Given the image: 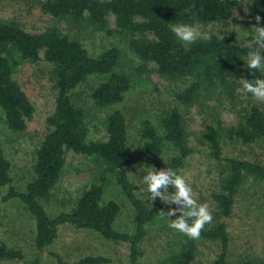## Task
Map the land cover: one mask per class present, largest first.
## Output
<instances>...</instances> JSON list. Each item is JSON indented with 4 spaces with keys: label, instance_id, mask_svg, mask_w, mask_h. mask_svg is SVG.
<instances>
[{
    "label": "trees",
    "instance_id": "1",
    "mask_svg": "<svg viewBox=\"0 0 264 264\" xmlns=\"http://www.w3.org/2000/svg\"><path fill=\"white\" fill-rule=\"evenodd\" d=\"M0 1L28 6L36 0ZM242 1L246 3L243 20H238L235 14L240 0H37L40 13L50 16L55 23L45 33L33 35L17 21H0V187L8 191L4 201L19 200L34 220V246L40 256L57 241L61 229L69 226L96 233L116 245L127 244L129 264H140L145 256L142 245L150 227L176 219L178 211L171 217L160 215L177 209L176 206L159 198L148 202L143 195L147 187L138 185L141 176L130 166L131 117L119 107L133 94L136 81L122 68V59L129 52L142 63L139 73L147 72L149 65L154 64L153 70L167 81H187L188 86L175 93L174 100L188 109L201 107L203 93L216 95L217 89H223L230 94L235 86L234 76L238 75L236 66L250 49L216 33L209 34L208 39L185 44L171 27L176 23L208 26L229 22L236 26L264 27V0ZM27 10L19 12L25 14ZM111 16L115 20L113 25ZM256 16L261 17L259 24ZM57 22L68 26L70 34H63ZM98 38L101 46L95 44ZM261 53L264 55V50ZM39 63L49 68L54 104L44 121L45 131L35 150L30 177L18 188L15 183L23 179L19 178L20 170L18 175L15 173L14 162L7 155L2 131L22 136L29 130L36 110L15 73L25 64ZM242 76L247 80L264 78L263 73L249 68L243 70ZM92 80L99 83L87 95L93 113L105 112L100 120L107 133L106 140L90 138L92 130L100 125H92L89 111L78 102V91ZM140 125L137 152L144 168L150 170L165 160L167 168L183 175L181 169L195 149L190 146V132L179 107L157 118V123L144 120ZM223 137L245 146L264 142V109L252 105L242 110L233 127L225 128L221 121L215 126L206 125L200 142L208 158L220 169L217 190L211 195L218 221L211 227L205 225L198 240L184 235L185 240L177 250L159 264H194L202 241L220 246L213 264H230L231 240L226 220L234 216L246 184H264V165L224 156ZM70 151L91 163L88 172L92 183L70 209L52 214L47 207L53 204L55 191L67 171ZM114 187L133 209L131 232L117 227L121 205L115 200L104 201L108 190ZM52 255L56 264L111 262L98 256L66 262ZM6 261L29 263L21 249L1 242L0 262ZM39 262L36 257L31 264ZM239 264H264V260L246 258Z\"/></svg>",
    "mask_w": 264,
    "mask_h": 264
},
{
    "label": "rangeland",
    "instance_id": "2",
    "mask_svg": "<svg viewBox=\"0 0 264 264\" xmlns=\"http://www.w3.org/2000/svg\"><path fill=\"white\" fill-rule=\"evenodd\" d=\"M26 9L28 10L25 14L19 12ZM235 14L238 20H243L245 17L246 3L242 0H240ZM2 20L3 22L17 21L28 33L33 35L45 33L55 26L50 16H43L40 13L37 0L32 1L28 6H18L7 1H0V21ZM110 20L113 25L114 17L111 16ZM194 27L208 36L211 33L221 34L233 44L246 47L252 42L249 39L254 38L253 27L236 26L230 22L221 25H196ZM57 28L63 34H70L68 26L64 23L57 22ZM95 44L101 46L100 38L95 40ZM89 47L90 45L87 41V48ZM258 47L259 45H252L253 49ZM101 49L99 47V50ZM246 56L236 66L238 75L234 76L235 86L230 94L223 89H217L216 95L203 93L201 96L203 97L201 99V107L195 106L191 109L178 105L174 100L175 93H179L181 89H185L188 86L187 81L179 83L167 81L153 70L154 64L149 65L147 72L139 73L137 70H139L138 68L142 63L129 52L122 59V68L132 74L136 81L133 94L119 108L125 111L128 117H131L130 146L132 155L130 166H133L135 174L137 173L141 176L138 179V185L147 187L144 183V176L149 171L142 165L143 163L137 152V147L140 145L138 131L141 127V122L150 120L157 123V118L163 117L172 108L179 107L186 121V127L190 132V146L195 149V152L186 162V166L181 169V173L193 189V198L198 203L209 204L213 221L207 224V227L213 226L218 221L215 215V205L211 201V195L217 190L215 187L216 185L218 186L217 183L220 181V169L215 162L208 158L205 147L200 142L201 133L205 130L206 125L215 126L219 121L223 123L225 128L235 126L238 123L240 112L252 105L264 109V102L257 101L253 96H249L241 83V79H244L242 76L243 70L248 68ZM256 71L264 74V70ZM15 78L25 88L36 110L34 119L25 135L18 136L2 131V141L7 155L14 162L15 173L18 175V170H20L21 177L19 178L23 179V181L15 183V186L19 188L30 177L29 173L34 162L35 150L45 131L44 121L48 113L53 109L54 97L51 91L49 68L43 63L23 65L19 70L17 69ZM97 82L98 80H92L81 91H78L80 93L78 94L80 98L78 102L89 111L91 121H93L91 122L92 125H100L97 128L95 127L90 135V138L95 141L107 139L106 130L101 125L102 120H100L104 118L105 112L93 113V104L87 95L91 87L99 83ZM235 96L236 98H234ZM222 148L223 155L226 157L253 161L264 165V142L245 146L240 142L230 141L223 137ZM90 164L81 155H77L72 151L68 153L67 171L55 191L53 204L47 207L50 213L54 214L70 209L80 193L90 186L92 183L91 175L88 172ZM165 168H167L165 160L155 166L157 171ZM146 189L143 195L147 196L148 202L151 203L153 201H151L150 194ZM174 192L175 188L169 186L168 194L171 195ZM7 194V189L0 187V243H7L10 247L21 249L26 255L28 264H31L36 257L40 258L39 264H56L52 254L60 256L66 262L79 261L87 256H98L109 259L111 261L109 264H129V247L127 244L116 245L106 241L96 233L75 230L69 226L61 229L57 241L40 256L34 246V237L36 236L34 220L19 200L10 199L4 201L3 199ZM111 200L119 203L122 209L117 227L120 231H133V209L117 187L109 189L104 197L106 202ZM172 205L177 208L180 207L175 204ZM179 215L178 211L176 219L179 218ZM172 220L175 219L170 218L167 223L163 221L164 223L159 222L150 227L147 239L142 245L145 256L140 260V264H159V262L173 254L180 243L185 240L183 234L170 226ZM226 222L231 240L228 262L230 264H239L246 258L263 261L264 184L256 185L253 182L246 184L238 197L234 216L226 220ZM219 253V244L202 241L199 244V253L194 264H213ZM0 264L24 263L6 261L0 262Z\"/></svg>",
    "mask_w": 264,
    "mask_h": 264
},
{
    "label": "clouds",
    "instance_id": "3",
    "mask_svg": "<svg viewBox=\"0 0 264 264\" xmlns=\"http://www.w3.org/2000/svg\"><path fill=\"white\" fill-rule=\"evenodd\" d=\"M257 24L261 17L256 16ZM254 39L248 45L251 49L247 56L248 68L252 70H264V27L253 26ZM171 31L176 37L185 44L194 43L197 39H208V35L199 31L196 27L187 23H176L171 27ZM259 45L253 49L252 45ZM243 88L251 93L255 100L264 102V78H255L252 80L241 79ZM144 183L147 185V192L150 194L151 201L158 197L161 201H167L169 204H175L180 207L170 209L166 214L161 212V216H175L179 211V218L172 220L171 227L186 235L189 239L198 240L205 225L213 221V216L208 203H198L193 198V189L183 175L170 168L157 171L151 167L147 175L144 176ZM175 188L174 194H168V188Z\"/></svg>",
    "mask_w": 264,
    "mask_h": 264
}]
</instances>
